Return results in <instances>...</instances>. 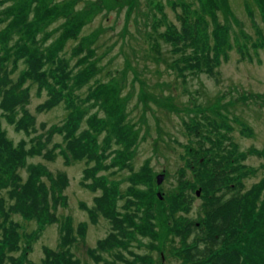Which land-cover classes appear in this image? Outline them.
I'll return each mask as SVG.
<instances>
[{
	"label": "rangeland",
	"instance_id": "374dc122",
	"mask_svg": "<svg viewBox=\"0 0 264 264\" xmlns=\"http://www.w3.org/2000/svg\"><path fill=\"white\" fill-rule=\"evenodd\" d=\"M25 1L30 7L23 14L28 25L34 24L31 33L35 34V40L28 44L43 53L47 47H53L54 58L59 55L68 59L72 69L70 94L80 111L74 134L88 131L89 137L84 139L96 155L93 159L82 154L79 159L67 160L68 139L62 130L53 133L44 148L52 150L53 158L40 155L28 158L29 163L45 165L54 177L64 176L65 204L57 205L56 221L47 224L18 214L12 216L19 225L18 244L24 245L32 232L37 235L21 264H42L45 248L56 252L69 248L79 264H120L115 255L118 253L126 258H132V253L149 255L150 264H189L180 254L182 241L174 229L187 218L197 222L202 217V189L193 173V169L200 167L193 162V156L200 158L206 154L211 160H221L222 155L229 158L228 164L234 170L226 175L239 181L244 191L264 180V0H215L217 7L203 6L207 0ZM20 2L0 0L3 20L0 35L8 47L16 45L20 34L24 38L27 35L26 28L19 29L14 13L9 11ZM39 5L45 8L42 13L58 12L41 18L35 10ZM89 6L92 12L85 11ZM183 8L205 18L211 44L214 43L211 32L217 23L226 32L227 45L219 53L213 75L185 70L181 52L173 51L162 38L168 27H177L181 32L179 16ZM72 16L81 22L72 27L76 38L63 39L56 50V40L61 33L68 32L67 22ZM91 33L97 34L90 44L95 50V67L79 63L83 52L78 53L75 48L78 40ZM18 64L16 73L23 68L21 61ZM87 72L85 82L78 83L80 74ZM97 85L103 88L97 90L96 98L87 100L88 95H94L89 87ZM29 94L27 108L35 116L36 131L17 132L13 124L0 118L6 137L15 146L22 140L29 146L34 135L51 126L62 128L69 122L71 108H66L63 102L49 110L37 111L36 107L47 97L46 91L38 93L33 85ZM94 119L101 123L95 126ZM119 127L128 131L131 143L118 139ZM119 149L122 157L117 161ZM96 160L104 167L94 175L103 176L108 186L117 188L116 207L120 216L126 212L139 214L134 203L125 207L129 199L135 201L138 197L141 202H135L146 208L140 214L152 210L155 233V236L142 235L130 228L123 237L127 246L96 251L98 260L91 256L90 250L112 231V225L102 213L92 222L86 210L95 206V198L102 193L101 187L86 186L93 179L85 178V169ZM160 173L164 179L157 185L155 177ZM27 175L25 170L19 171L21 183ZM43 180L49 185L45 176ZM157 191L162 199H158ZM182 195L192 197L190 202H184L187 208L173 203L174 198ZM3 196L7 202L11 201L6 192ZM68 222L74 240L64 245L61 237ZM258 224L259 238H246V245L248 251L264 254V223ZM80 225L84 227L82 234L78 232ZM20 253L18 249L8 255L16 257ZM3 264L10 262L6 258Z\"/></svg>",
	"mask_w": 264,
	"mask_h": 264
},
{
	"label": "trees",
	"instance_id": "16d2710c",
	"mask_svg": "<svg viewBox=\"0 0 264 264\" xmlns=\"http://www.w3.org/2000/svg\"><path fill=\"white\" fill-rule=\"evenodd\" d=\"M221 1L218 0V2ZM25 2L21 0L19 5L10 8L9 11L14 13L13 18L18 22V28H26V37L20 34L15 41L16 45L8 47L2 43L4 36L0 35V118L3 117L13 124L17 132L23 131L29 134L36 131L35 116L27 108L30 102V88L33 85L36 86L38 93L45 90L47 94L44 102L36 107L37 111L49 110L60 102L71 110L68 124L62 128L51 126L43 133L34 135L29 146L24 140L16 146L13 145L5 135L0 119V264H3L6 258L10 264H21L30 249V242L37 237L32 232L27 235L24 245L18 244L21 241V235L18 223L12 218L14 214L26 219H34L40 224H47L56 221L54 211L57 205L65 204V197L62 194L66 182L64 176L57 174L54 177L45 165L29 163L28 158L37 155L47 159L53 158L52 150H44V148L50 142L53 133L62 130L66 131L65 137L68 139L67 149L70 154L66 155L67 160L71 157L79 159L82 154L88 159H93L96 155L95 150L89 148L88 141L84 139L89 137L88 131H83L78 136L74 134L80 111L76 108L77 104L70 94L72 69L69 68V61L59 55L54 58L53 54L56 51L53 47H47V52L43 53L28 44L35 40V34L31 33V26L34 24L28 25L23 14L30 7ZM217 3L215 0H207L203 6L215 7L216 5L217 7ZM35 10L41 18L54 16L58 12L50 10L42 13L45 8L41 5L36 6ZM92 10V6H89L85 11L92 12ZM64 11H67V8ZM179 19L181 32H178L180 30L177 27H168L162 35L163 40L171 46L173 51L181 52L185 70L213 75V67L218 62L219 53L222 47L227 45L225 30L217 23L211 32L214 39V43L211 44L208 23L202 15H192L189 10L183 8ZM2 21L0 18V22ZM67 23L70 25L69 30L67 33H61L57 38L56 50L60 49L63 39L76 38L72 27L81 22L78 17L72 16ZM96 38L97 34L91 33L86 38L78 40L75 48L78 49V53L83 52V55L78 58L79 63H89L95 67V50L90 44ZM207 51H210V54ZM19 61L23 64V68L16 73ZM8 63L11 64L10 68ZM80 75L77 78L78 83H84V78L89 76L88 72ZM101 88H103L101 85L89 87L94 95H88L86 99L96 98V92ZM107 91L113 93L111 90ZM93 123L98 126L101 121L94 119ZM117 134L120 141L131 143L125 128L119 127ZM116 152L115 158L119 161L122 151L119 149ZM188 153L192 154V149H189ZM193 157V162L200 167L193 169V173L199 181L202 189L201 198L204 202L201 205L200 220L196 222L187 218L181 225L175 226L174 232L182 241L180 254L183 259L189 264H264V254L248 251L246 245V238L255 240L259 238L258 223H264V194L261 196L264 180L248 191H244L239 181L228 178L226 175L234 170L233 166L230 168L231 163L228 164L229 158H223L224 155H222L221 160L217 158L211 160L207 159L206 154L200 158ZM210 165L212 167H209ZM103 167L101 162L96 160L94 165L85 169V178L89 176L93 179L92 183L86 186L90 189L97 187L102 189L101 195L95 198V206L86 209L90 219L96 222L98 213H102L112 225V231L90 250L91 256L96 260L100 258L96 251L111 250L117 246L122 247L124 244L126 247L127 241L123 237L130 228L142 235L155 236L152 210L149 208L148 212L140 214V211L146 208L139 204L141 199L138 197H135V201L139 203L129 199L125 207L127 208L130 202L134 203V208L139 214L133 216L130 212H126L120 216L116 207L118 193L116 186H108L103 176L94 175ZM20 170L28 173L24 183L20 182ZM43 176L49 180V185H46ZM191 188L194 189V186ZM3 192L7 193L10 202L5 200ZM191 198V196L182 195V197L174 198L173 203L187 208L184 202H190ZM134 217H137L136 221ZM83 229L84 227L80 225L78 232L82 234ZM61 239L64 245L74 240L70 222L67 223ZM18 249L21 250L18 256L8 255V252ZM44 253L42 264H79L73 259L69 248L59 252L45 248ZM115 255L120 264H150L149 255L132 253V258H126L119 253Z\"/></svg>",
	"mask_w": 264,
	"mask_h": 264
},
{
	"label": "water",
	"instance_id": "95a60500",
	"mask_svg": "<svg viewBox=\"0 0 264 264\" xmlns=\"http://www.w3.org/2000/svg\"><path fill=\"white\" fill-rule=\"evenodd\" d=\"M163 178H164V175L163 174H158L156 176V183L157 184H160L162 182ZM157 195L160 197V194L159 193H157ZM196 195H199V191L196 192Z\"/></svg>",
	"mask_w": 264,
	"mask_h": 264
}]
</instances>
